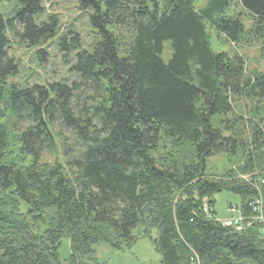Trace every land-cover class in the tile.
Returning a JSON list of instances; mask_svg holds the SVG:
<instances>
[{"label":"trees","instance_id":"obj_1","mask_svg":"<svg viewBox=\"0 0 264 264\" xmlns=\"http://www.w3.org/2000/svg\"><path fill=\"white\" fill-rule=\"evenodd\" d=\"M75 1L91 11L86 49L74 29L57 37L54 16L36 23L40 0L0 14V264H96V245L142 238L161 264H264L262 227L235 232L213 210L221 192L243 218L264 199V0ZM207 30L236 49L260 45L263 71L212 50ZM9 35L56 37L73 79L8 82ZM55 128L73 154L43 161L63 144ZM217 157L229 166L220 175L208 172Z\"/></svg>","mask_w":264,"mask_h":264},{"label":"rangeland","instance_id":"obj_2","mask_svg":"<svg viewBox=\"0 0 264 264\" xmlns=\"http://www.w3.org/2000/svg\"><path fill=\"white\" fill-rule=\"evenodd\" d=\"M43 7V11L40 15L35 16L36 23L44 22L47 17L54 16L57 20L56 35L60 37L65 34L69 29H74L80 35L81 48L86 49L91 43L94 35L93 30L89 24V15L91 11H82L78 8L75 0H40ZM208 0H197L193 7L199 9L205 6ZM18 0H1L0 1V14L9 15L12 14L16 9L19 8ZM247 26L248 24L245 23ZM16 29L19 31L20 27L17 25ZM210 35V42L212 50L224 51L228 54L237 52L243 57L246 62V70L248 73L262 72V52L260 45L250 44L235 48L226 43H221L220 39L216 38L212 31L207 30ZM10 45L9 54L16 59L18 62V73L15 77L8 79V82L23 84H40L44 85L47 83L58 82L61 80L71 81L73 77L68 74L69 57H63L59 48L56 46L57 39H45L37 41L33 45L22 42L19 37H13L9 35ZM39 51H43L44 55L38 54ZM67 137H63V146L71 143L73 138L71 135L62 129L55 128L54 135L57 133ZM60 139L62 137L60 136ZM56 153L43 155V161L53 162L54 160L62 161L66 156L70 157L73 152L71 148H65L62 150V145L56 140ZM175 149V148H174ZM175 155L179 158H184L188 151L185 149H175ZM66 153V156L64 154ZM209 173L220 175L223 170L228 169L226 159L224 157H217L208 161ZM207 199L202 200V204ZM214 212L216 221H224L230 219L231 216H237L236 210L234 213L228 206H237V197L230 195L226 192H221L214 196ZM231 213V214H230ZM255 216L264 219V206L259 205L255 209ZM154 232L151 233L154 237ZM264 242V241H263ZM94 258L96 264H161L160 256L156 253L151 241L148 238H142L136 242V244L130 249H124L122 251L114 250L113 248L106 245H96L94 247ZM70 254L69 241L63 239L58 248V255L61 260H64Z\"/></svg>","mask_w":264,"mask_h":264},{"label":"built area","instance_id":"obj_3","mask_svg":"<svg viewBox=\"0 0 264 264\" xmlns=\"http://www.w3.org/2000/svg\"><path fill=\"white\" fill-rule=\"evenodd\" d=\"M262 185H264V180L261 181ZM263 205L264 206V199L259 196L254 198L250 204H248V207L251 211L250 217L243 218L240 216V214L237 215V217H232L230 219L224 220L221 224L223 227L229 228L234 230L235 232H241L245 227H249L253 224H258L262 227L261 232H262V241H264V219L261 217L255 216V209L259 206ZM235 210L232 209V212ZM237 212V211H236ZM203 213L208 215V211L206 207L203 208ZM238 213V212H237Z\"/></svg>","mask_w":264,"mask_h":264}]
</instances>
